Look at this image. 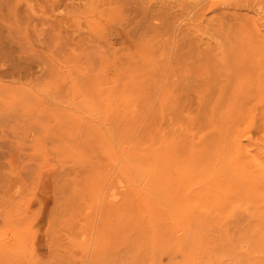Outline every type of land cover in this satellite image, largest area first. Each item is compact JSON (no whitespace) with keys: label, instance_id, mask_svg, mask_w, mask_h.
<instances>
[{"label":"rangeland","instance_id":"1","mask_svg":"<svg viewBox=\"0 0 264 264\" xmlns=\"http://www.w3.org/2000/svg\"><path fill=\"white\" fill-rule=\"evenodd\" d=\"M0 264H264V0H0Z\"/></svg>","mask_w":264,"mask_h":264},{"label":"bare ground","instance_id":"2","mask_svg":"<svg viewBox=\"0 0 264 264\" xmlns=\"http://www.w3.org/2000/svg\"><path fill=\"white\" fill-rule=\"evenodd\" d=\"M99 121H100V120H99ZM101 123H102V122H101ZM108 134H109V133H108ZM115 144H116V143H115ZM116 146H117V145H116ZM15 147H16V146H15ZM117 152H118V151H117ZM118 153H119V152H118ZM134 172H136V171H134ZM136 174H137V173H136ZM136 174H135V175H136ZM139 178H141V177H139ZM136 184H137V182H136ZM139 184H141V183H139ZM138 186H139V185H138ZM152 189H153V188H152ZM208 193H209V192H208ZM141 197H142V196H141ZM167 206H168V205H167ZM169 206H170V205H169ZM169 206H168V207H169ZM168 209H169V208H168ZM195 214H196V213H195ZM229 220H230V219H229ZM239 221H240V220H239ZM197 222H198V221H197ZM185 224H187V223H185ZM189 224H190V223H188V225H189ZM178 225H179V223H178ZM182 226H183V225H182ZM200 226H201V224H200ZM196 227H197V226H196ZM190 228H191V227H190ZM196 229H198V227H197ZM180 233H181V231H180ZM197 235H198V234H197ZM188 248H189V247H188ZM192 249H193V248H192ZM190 253H191V252H190ZM189 258H190V257H189ZM189 258H188V259H189Z\"/></svg>","mask_w":264,"mask_h":264}]
</instances>
